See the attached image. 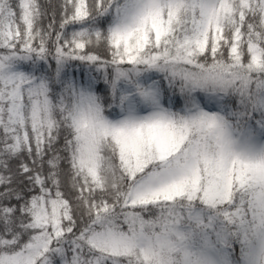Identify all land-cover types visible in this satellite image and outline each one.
Listing matches in <instances>:
<instances>
[{
  "label": "snow or ice",
  "instance_id": "snow-or-ice-1",
  "mask_svg": "<svg viewBox=\"0 0 264 264\" xmlns=\"http://www.w3.org/2000/svg\"><path fill=\"white\" fill-rule=\"evenodd\" d=\"M0 264H264V0H0Z\"/></svg>",
  "mask_w": 264,
  "mask_h": 264
}]
</instances>
